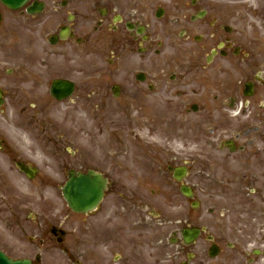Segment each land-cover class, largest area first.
Segmentation results:
<instances>
[{"label": "rangeland", "instance_id": "1", "mask_svg": "<svg viewBox=\"0 0 264 264\" xmlns=\"http://www.w3.org/2000/svg\"><path fill=\"white\" fill-rule=\"evenodd\" d=\"M189 1L185 0L189 10L188 15L193 12L187 3ZM205 1L210 5H216L220 11L234 16V31L231 33L234 39L247 44L252 53L264 54L262 49L260 51L258 49L260 41L264 43V0ZM173 19V15H168L162 20V24H159L163 27L162 30L159 29L161 35L165 34V27L174 35L167 38L164 43L165 56H157L155 53L150 55L156 59L157 64L161 63V60L164 62L165 57L173 56L175 59H180L181 54L188 52L209 53V48L214 44L211 38L214 29L207 24L202 25L203 22L198 24L188 22L189 25L185 26L184 24L173 25L171 24ZM185 27L189 28L188 31L192 34L188 40L181 37L186 30ZM28 36L35 39L39 49L42 48L43 42L38 33H31ZM196 36H201L200 42L195 41ZM251 46L258 52H255ZM72 47L68 48L71 53H73ZM55 49L60 51L59 47ZM156 49H158L157 46ZM39 56L40 53L37 52L36 56L31 57L37 62ZM140 57L137 54L122 59L118 65L110 67L107 59L100 55H92L87 60L70 64L64 62L65 58L58 57L56 63L59 72H55V76L67 73L64 69L75 67L77 70L85 71V74L93 75V86L106 84L110 78L102 80V74L108 72L124 75L127 71L126 67L131 66ZM143 58L148 60L149 57ZM147 64L151 68V65ZM224 65L226 69H229L226 62ZM7 69L3 68L0 73V85L5 86L9 96L5 106L0 109V136L6 139V148L9 153L21 159H32L40 167L41 177L38 180L43 182V197L52 199L50 205L44 203L48 206V211L44 210L48 215L52 214L50 212L52 207L55 208L54 213L60 218L69 217L71 214L61 193L68 170L73 167L82 170L98 169L110 178L113 193L110 191L99 212V217L96 216L95 219H102L107 214L115 212L116 214L111 218L105 217L99 222L107 224L109 228H117L122 225L123 216L118 217L115 206L117 202L115 183L122 177L130 188L137 182L135 176L148 168L147 171H154L156 175L153 174L150 181H144L143 189L155 193L156 221L154 230L145 232L142 236L153 241L154 247L152 250L145 249L142 254L140 253L139 264H183L187 262L189 254L196 255L191 264H201L202 260L204 264L208 262L216 264L209 257L204 256V251L209 246L205 235L191 247H184L180 240L175 244L170 242L173 232H180V229L185 226L208 225L212 234L223 235L220 244L231 243L239 248L243 246L241 250L245 251L254 248L253 240L248 241L246 246L245 240L249 238L245 230L249 228L247 234H257L262 220L254 221V217H260L261 211L264 210V207L261 208V203H264V194L244 196L240 194L246 192L241 184L230 186L227 183L211 181L212 175H216L218 180L225 176V172L221 169L217 170L215 164L223 157L229 161L225 163L231 165L234 172L239 170L232 156L228 155V150L220 149L219 143L226 136L236 137L239 128L243 125L242 120L234 121V119H232L234 122L230 121L231 123L216 122L220 114L219 106L214 102L213 88L196 80L183 93V96L190 99L189 102H199L200 108L197 112H192L190 108L166 105L168 102L175 104L177 100L173 98L168 101L162 95L153 97L161 103L160 106L128 107L123 99L124 96L114 98L109 92L105 107L96 108L94 103L99 100V97L92 95V103L83 107L65 104L47 109L48 117L45 118L41 114L38 118L40 124L37 121L36 125L31 126L24 124L26 116L14 93L15 77H9ZM75 76L79 75L73 74L74 78ZM239 76L237 72L236 77ZM78 79L82 80L83 77ZM92 89L94 93V87ZM175 91L177 95H180L176 89ZM199 93H201V100L195 95ZM174 95L172 93L169 97ZM80 127L82 129L86 127L89 135L83 134ZM237 142L243 145L244 139H238ZM76 148H79V151H76ZM29 154L33 157L31 158ZM183 163H188L191 169L186 182L195 186L196 198L202 204L197 210L193 209L181 196L179 187L167 172L168 165ZM24 187L34 189V186L28 183ZM232 191H236L237 194L232 196ZM209 208L215 212L211 214ZM83 218L90 217L82 216L74 217V219L69 217L68 220L69 223L72 220L75 224H79L78 222H84ZM247 219H250L251 226L245 227L243 221ZM57 260L58 256L55 252L45 255V264H64L62 259ZM261 262L259 261L260 264Z\"/></svg>", "mask_w": 264, "mask_h": 264}, {"label": "flooded vegetation", "instance_id": "2", "mask_svg": "<svg viewBox=\"0 0 264 264\" xmlns=\"http://www.w3.org/2000/svg\"><path fill=\"white\" fill-rule=\"evenodd\" d=\"M161 1L31 0L17 10L0 2V73L3 68L15 65V70L11 68L8 70L11 72L10 76L15 77V98L25 110L48 108L52 104H58L51 96L49 88L55 80L52 76L56 68H35L36 63L28 57L27 28L46 29L44 34L49 44L50 40H55L61 46L66 44L64 48L71 43L82 47L81 53L76 51L72 54L62 53L65 60L69 62L86 59L98 50L108 59L109 66H113L122 58L131 55L134 50L150 54L155 42L158 41L161 45L159 24L161 25L162 20L168 15L174 16L171 22L173 25H183L186 22L187 17L178 10L177 3L162 5ZM192 6L198 7L199 1H194ZM31 9L37 12L30 14ZM202 12H205V16L208 14V10H196L189 19L193 21ZM230 22L231 17L215 12L210 23L219 31H227ZM62 30L69 36L66 41L61 40ZM165 34L168 35V33ZM221 39L217 45H220L222 49L220 51L222 62L231 53L241 52V48L236 47L233 38H224L221 35ZM155 54L160 56L161 51L156 50ZM46 55L50 57L54 53L47 51ZM192 55L196 60H193ZM192 55H189L187 61L169 59L163 65H156V61L150 57L147 61L141 59L134 65L139 68L138 70H127L124 75L111 74L110 80L113 81L121 76V84L116 85L118 92L129 100L127 102L129 105L140 108L156 106L148 101L152 94L170 98L169 95L175 92L174 88L191 85L194 79H190L189 76L199 78L197 74L202 79L207 78L204 79L205 81L211 79L214 88L219 89L216 101L220 99L226 101L230 98L228 104L230 108H237L239 99L244 96L243 113L247 122L245 136L247 145L252 151L248 160H252L250 163L252 166L259 163V166L264 168V69L260 70L263 60H259L258 55H252L247 61L248 74L245 82L249 83L252 95L246 97L244 93L248 89H245V86L236 91L230 80L218 81L216 73L211 74L210 77L208 75L210 69L200 60L201 54ZM215 59L212 65L216 64L217 58ZM145 62H148L151 68L146 67ZM49 63V60L45 61V66ZM219 66L223 69V64L219 63ZM69 72L70 74L58 78L72 80L75 83L76 99L73 102L80 107L90 104L92 99L90 75L75 69ZM74 73L79 76L84 75L85 78L82 80L70 78ZM221 74L225 73L221 72ZM102 77L105 78L106 75ZM96 89L99 94H94L100 96L99 103L102 107L106 106L108 91L111 90L110 84L107 83ZM182 103L186 104L185 101L179 102V106ZM40 114L36 113L34 119ZM83 133H87L85 127H83ZM149 176L148 172L147 178ZM251 177L257 178L254 174ZM14 178L0 168V251L2 253L15 261L31 260L33 264H43V252L47 253L54 249L60 253V257L66 258L71 263L104 264L97 255L99 246L94 244V236L98 232L103 236L112 234L97 225L98 219L83 218L84 222L80 224H75L72 220L69 223L68 219L59 221L60 218L53 212L51 215L44 213L42 189L39 188L36 192L38 198H28L13 186L17 184L13 181ZM135 178L140 183L139 176L136 175ZM116 188L121 201L118 205V214L123 216L124 222L118 233L122 236V233L130 227L128 230L130 239L127 242L131 243L132 250L136 252L138 243L135 233H138L141 228H147L149 224L145 222L137 224L134 219L140 218V211L144 212L148 208L145 203H149L151 199L142 195L139 190L132 191L127 188L124 181H118ZM125 203L127 204L124 207ZM54 209L52 207L51 211ZM124 210L126 212L123 213ZM117 245L118 243L114 244V246ZM118 247L122 248V246ZM106 249L108 251V247ZM222 257L221 264L234 263L233 254L222 252Z\"/></svg>", "mask_w": 264, "mask_h": 264}, {"label": "water", "instance_id": "3", "mask_svg": "<svg viewBox=\"0 0 264 264\" xmlns=\"http://www.w3.org/2000/svg\"><path fill=\"white\" fill-rule=\"evenodd\" d=\"M10 5H18L24 0H4ZM54 90L57 91L60 98L67 97L72 89L62 85H55ZM185 175V169L176 171L175 177L181 180ZM33 178V173L30 175ZM106 186V181L101 176L90 172L88 175L71 173L70 181L63 188V195L68 205L76 212L87 213L94 210L103 199V192ZM187 195H189L187 193ZM184 235L187 237L186 243H192L199 235V230L186 231ZM0 264H12L0 255ZM29 264V263H16Z\"/></svg>", "mask_w": 264, "mask_h": 264}]
</instances>
